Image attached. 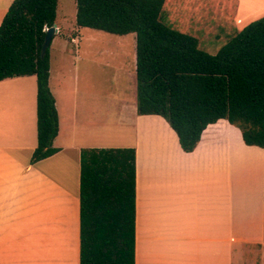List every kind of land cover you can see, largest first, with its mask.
<instances>
[{"label":"crops","instance_id":"crops-1","mask_svg":"<svg viewBox=\"0 0 264 264\" xmlns=\"http://www.w3.org/2000/svg\"><path fill=\"white\" fill-rule=\"evenodd\" d=\"M13 1L0 0V24ZM263 16L264 0H165L161 13L199 45ZM55 24L51 44L63 33ZM68 53L50 51L59 133L48 158L32 161L37 76L0 80V264H80L81 152L91 147L136 150L135 264H258L259 254L264 264V147L223 118L187 152L163 116L138 113L135 92L110 107L89 84L81 89L83 58L73 68ZM130 54L136 76V45Z\"/></svg>","mask_w":264,"mask_h":264},{"label":"trees","instance_id":"trees-1","mask_svg":"<svg viewBox=\"0 0 264 264\" xmlns=\"http://www.w3.org/2000/svg\"><path fill=\"white\" fill-rule=\"evenodd\" d=\"M59 0H14L0 24V80L36 75L38 145L32 161L58 151L59 114L50 87L46 27ZM165 0H76V23L136 34L138 113L163 116L182 148L193 151L219 119L238 126L248 145L264 147V16L210 54L199 39L162 20ZM54 37V36H53ZM136 150L81 152L80 264H135Z\"/></svg>","mask_w":264,"mask_h":264},{"label":"rangeland","instance_id":"rangeland-1","mask_svg":"<svg viewBox=\"0 0 264 264\" xmlns=\"http://www.w3.org/2000/svg\"><path fill=\"white\" fill-rule=\"evenodd\" d=\"M77 5L76 0H59L57 9V21L63 26L62 34L56 35L49 50L55 55L67 54L68 63L76 64L75 55L83 59L77 62V72L81 74L80 88L89 84L92 90L101 92V99L107 97L110 107H115L116 99L123 95L125 98L137 95V78L131 74L132 58L131 50L136 45L134 33L117 35L88 27L76 26ZM165 22V20L162 18ZM77 30V32L75 31ZM77 33L75 43L71 42V36L67 34ZM236 34L229 38H222L219 42H201L200 48L210 54H217L220 49ZM88 74L89 77L83 78ZM262 254L254 256L258 264H261Z\"/></svg>","mask_w":264,"mask_h":264},{"label":"water","instance_id":"water-1","mask_svg":"<svg viewBox=\"0 0 264 264\" xmlns=\"http://www.w3.org/2000/svg\"><path fill=\"white\" fill-rule=\"evenodd\" d=\"M58 32V28L56 26V24H54L53 26L49 27L46 30V36H45V41L43 43L42 46V55H44L48 49V47L50 46L53 36L55 35V33Z\"/></svg>","mask_w":264,"mask_h":264},{"label":"built area","instance_id":"built-area-1","mask_svg":"<svg viewBox=\"0 0 264 264\" xmlns=\"http://www.w3.org/2000/svg\"><path fill=\"white\" fill-rule=\"evenodd\" d=\"M49 27H46L45 30H47Z\"/></svg>","mask_w":264,"mask_h":264}]
</instances>
